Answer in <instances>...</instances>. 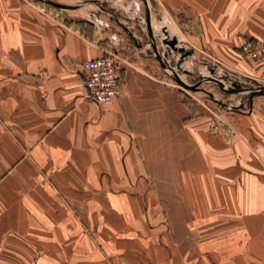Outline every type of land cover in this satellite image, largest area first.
Returning a JSON list of instances; mask_svg holds the SVG:
<instances>
[{"label":"crops","instance_id":"crops-1","mask_svg":"<svg viewBox=\"0 0 264 264\" xmlns=\"http://www.w3.org/2000/svg\"><path fill=\"white\" fill-rule=\"evenodd\" d=\"M109 1L65 18L0 0V264H264L262 168L241 178L237 146L212 161L223 137L195 130L150 39L264 74L246 51L264 0ZM103 55L119 62L108 104L83 85Z\"/></svg>","mask_w":264,"mask_h":264},{"label":"rangeland","instance_id":"rangeland-1","mask_svg":"<svg viewBox=\"0 0 264 264\" xmlns=\"http://www.w3.org/2000/svg\"><path fill=\"white\" fill-rule=\"evenodd\" d=\"M30 1L50 10L57 9L58 12L63 13L65 18L77 16V14L86 15L85 10L94 7V5L95 11L101 13L111 3L109 0ZM49 1L64 6L55 8ZM160 33L162 37V31ZM161 37L160 47L165 48L164 50L159 48L162 52L170 48L162 42ZM177 45L183 46L184 50H191L192 53L181 58L180 52L171 49V53L165 59L166 63L187 84H194L197 80L200 82L197 84V88L186 89L175 81L173 72L169 68H166L167 75L177 88V97L188 112L189 119L193 122L197 121L195 130L206 129L209 141L213 140V145H215L214 140L223 137V151L218 155L215 153L210 155L212 161L216 156L217 158L223 156L226 163L227 159H230L231 155L235 153L231 152L230 147L237 146L240 157L238 170L240 177L244 180L250 176L258 177L259 167L264 172V89L262 88L264 74L253 73L242 68L239 70L230 69L201 51L194 53L193 47L186 45L180 39ZM179 58H181V66L177 67L176 62ZM212 68L214 69L213 73L210 72ZM253 91H259L260 94L250 97L249 93ZM255 162L260 164V166L257 164V169L254 168ZM230 172L225 170V183L229 181L227 179Z\"/></svg>","mask_w":264,"mask_h":264},{"label":"built area","instance_id":"built-area-1","mask_svg":"<svg viewBox=\"0 0 264 264\" xmlns=\"http://www.w3.org/2000/svg\"><path fill=\"white\" fill-rule=\"evenodd\" d=\"M247 54L252 57L264 56V43L249 42ZM119 62L113 55H103L83 62V85L88 97L98 104L111 103L120 93Z\"/></svg>","mask_w":264,"mask_h":264},{"label":"water","instance_id":"water-1","mask_svg":"<svg viewBox=\"0 0 264 264\" xmlns=\"http://www.w3.org/2000/svg\"><path fill=\"white\" fill-rule=\"evenodd\" d=\"M51 4H54L56 6H59V7H63L64 5L63 4H60V3H56L54 1H49ZM146 22H147V26L148 28L151 30V25H150V22H149V17H148V14H147V17H146ZM162 37H161V40L164 44H166L167 46H169L170 49L166 50V51H160V49L157 47V44L155 43L154 39H153V35L151 34L150 35V39H151V44H152V49L155 53V56L156 58L158 59V61L161 63V65L165 68H169L170 70H172L173 72V78L175 79V81L180 85L182 86L183 88H186V89H195L197 88V84H199L200 80H197L194 84H187L185 81H183L176 73L175 71L172 69V67L166 63V57L171 53V49L174 50V51H178L181 53V58L187 56V55H190L192 53L191 50H184V47L181 46V45H177L178 44V40L177 38L172 35L171 37L167 34V32L165 31V29L162 30ZM181 58H179L176 62V66L179 67L181 65ZM185 72H189L188 70H184ZM210 72H214V69H210ZM211 78V77H209ZM212 79V78H211ZM214 80V79H212ZM262 88L264 89V86H262ZM255 94H260L259 91H253V92H250L249 93V96H253Z\"/></svg>","mask_w":264,"mask_h":264},{"label":"bare ground","instance_id":"bare-ground-1","mask_svg":"<svg viewBox=\"0 0 264 264\" xmlns=\"http://www.w3.org/2000/svg\"><path fill=\"white\" fill-rule=\"evenodd\" d=\"M181 39H182V38H181ZM180 66H181V65H180ZM180 66H179V67H180Z\"/></svg>","mask_w":264,"mask_h":264}]
</instances>
